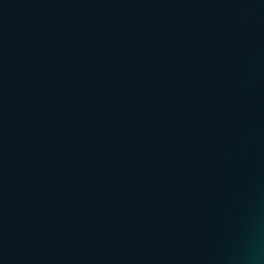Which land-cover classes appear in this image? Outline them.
I'll list each match as a JSON object with an SVG mask.
<instances>
[{"label": "water", "instance_id": "water-1", "mask_svg": "<svg viewBox=\"0 0 264 264\" xmlns=\"http://www.w3.org/2000/svg\"><path fill=\"white\" fill-rule=\"evenodd\" d=\"M0 264H264V0H0Z\"/></svg>", "mask_w": 264, "mask_h": 264}]
</instances>
